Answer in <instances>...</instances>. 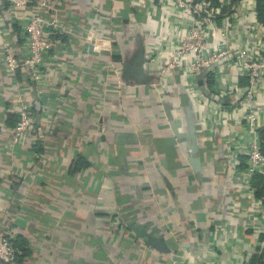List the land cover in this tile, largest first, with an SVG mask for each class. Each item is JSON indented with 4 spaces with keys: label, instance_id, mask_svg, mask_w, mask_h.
<instances>
[{
    "label": "crops",
    "instance_id": "crops-1",
    "mask_svg": "<svg viewBox=\"0 0 264 264\" xmlns=\"http://www.w3.org/2000/svg\"><path fill=\"white\" fill-rule=\"evenodd\" d=\"M51 1L67 29L48 65L52 84L9 75L0 41V232L17 229L24 264L242 261L253 250L239 231L245 200L229 187L221 131L203 126V81L161 74L188 20L177 27L168 7L147 0ZM5 5L0 30L19 52L22 31ZM93 27L106 50L86 41ZM19 82L29 85L36 145L13 144L2 128L16 121ZM79 158L88 166L76 171Z\"/></svg>",
    "mask_w": 264,
    "mask_h": 264
},
{
    "label": "built area",
    "instance_id": "built-area-1",
    "mask_svg": "<svg viewBox=\"0 0 264 264\" xmlns=\"http://www.w3.org/2000/svg\"><path fill=\"white\" fill-rule=\"evenodd\" d=\"M147 1L150 7L157 4L162 9L168 7L169 20L177 27L188 20L187 32L170 41L161 74L182 73L190 83L202 79L206 92L202 103L207 112L203 126L221 131L224 157L230 167L229 187L245 200L237 211L245 219L239 231L253 237L248 244L253 250L245 251L242 261L235 264H264V197H258L253 185L255 176L264 177V21L259 16L257 0H239L231 7V0H220L218 6H212L208 0ZM0 3L8 5L12 21L19 24L24 39L18 52L10 36L0 30L6 71L13 76L24 72L29 83L38 86L52 84L54 75L48 65L58 58L59 36L67 32L54 3L51 0H0ZM86 41H91L95 52L106 50L99 44L94 27L87 31ZM83 52L89 59V49ZM209 75L213 76L212 85L208 83ZM227 78H231L230 82ZM28 89V84L17 83L16 121L11 127H2L17 145L27 140L32 145L37 142V116L32 105L23 102ZM42 94L40 90L41 97ZM104 129L105 121L101 119L97 131ZM17 236V229L8 226L0 232V264H19L18 256L23 253L15 246Z\"/></svg>",
    "mask_w": 264,
    "mask_h": 264
},
{
    "label": "trees",
    "instance_id": "trees-1",
    "mask_svg": "<svg viewBox=\"0 0 264 264\" xmlns=\"http://www.w3.org/2000/svg\"><path fill=\"white\" fill-rule=\"evenodd\" d=\"M211 2L212 6H218L220 0H208ZM231 5L229 7L232 6L233 3L238 2L239 0H231ZM2 4V3H1ZM257 7H258V13L260 18L264 21V0H257ZM5 6L8 7V5L6 4ZM208 83L209 85H212L213 83V76L209 75L208 76ZM88 164L86 163V161L82 158H79V160H77L75 162V170H81L84 167H87ZM253 185L257 188V195L258 197L263 196L264 197V177L261 175H257L253 178ZM18 238V236H17ZM262 238L264 239V236H262ZM15 246L16 248L20 249L21 252L23 253L22 255L18 256V260H19V264H24V258L29 254L28 249H25L24 246H22V244L20 243V241L18 239H16L15 241Z\"/></svg>",
    "mask_w": 264,
    "mask_h": 264
}]
</instances>
